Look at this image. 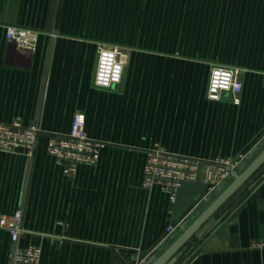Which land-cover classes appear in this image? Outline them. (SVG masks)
<instances>
[{
  "label": "crops",
  "instance_id": "obj_1",
  "mask_svg": "<svg viewBox=\"0 0 264 264\" xmlns=\"http://www.w3.org/2000/svg\"><path fill=\"white\" fill-rule=\"evenodd\" d=\"M9 26L38 32L19 47ZM128 53L119 85L94 83L101 45ZM215 65L242 70L240 102L207 97ZM103 143L69 177L47 152L74 116ZM37 125L32 158L0 151V214L23 209L20 245L40 264H147L172 236L174 202L145 188L147 151L203 160L264 149V0H0V123ZM232 178L229 180L231 182ZM195 210L188 220L197 217ZM197 232L177 264H264V172ZM12 238L0 228V264Z\"/></svg>",
  "mask_w": 264,
  "mask_h": 264
},
{
  "label": "built area",
  "instance_id": "obj_2",
  "mask_svg": "<svg viewBox=\"0 0 264 264\" xmlns=\"http://www.w3.org/2000/svg\"><path fill=\"white\" fill-rule=\"evenodd\" d=\"M8 35L12 42L19 47L33 50L36 47L39 34L29 28L9 26ZM98 51L97 71L94 83L97 86L111 88L119 85L123 79L125 67L128 62V53L118 45H101ZM242 70L224 65H215L210 74V84L207 97L210 100L221 101L225 96H233L235 103L240 102L239 94L243 88L240 79ZM68 133L53 134L47 143V152L64 167L67 176L76 174L80 164L94 165L100 158V148L103 143L94 140L86 134V118L78 113L74 117ZM41 129L37 125L23 126L22 122L15 120L11 124L0 123V151L11 152L23 149L28 158L34 156ZM249 152L236 158L203 160L184 154H176L154 147L147 151L143 186L145 188L160 186L163 191L171 195L175 203L176 192L184 181H195L200 164L202 170L200 179L205 182L206 190L199 197L182 220L174 221L167 227V237L180 229L184 221L197 209L200 204L209 199L217 190L229 183L234 171L243 168L244 162L249 158ZM23 209H19L9 216L0 214V228L6 229L12 238V258L10 264H40L41 248L31 245L22 247L21 236L25 233L23 228ZM253 247H264V240L253 242Z\"/></svg>",
  "mask_w": 264,
  "mask_h": 264
},
{
  "label": "water",
  "instance_id": "obj_3",
  "mask_svg": "<svg viewBox=\"0 0 264 264\" xmlns=\"http://www.w3.org/2000/svg\"><path fill=\"white\" fill-rule=\"evenodd\" d=\"M201 170L200 164L195 181H184L178 188L172 209L174 221L182 220L205 192L207 186L200 179ZM259 172H264V149L247 166L234 171L230 183L220 187L215 194L200 204L197 217L192 220L186 219L181 226L180 234L172 236L171 241L162 248L160 255L147 264H177L197 241L196 236L200 228L210 219L220 217V213L231 205L234 195L247 186L250 179Z\"/></svg>",
  "mask_w": 264,
  "mask_h": 264
}]
</instances>
